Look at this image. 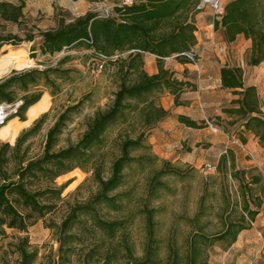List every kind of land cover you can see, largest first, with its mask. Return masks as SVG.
<instances>
[{
	"label": "trees",
	"instance_id": "trees-1",
	"mask_svg": "<svg viewBox=\"0 0 264 264\" xmlns=\"http://www.w3.org/2000/svg\"><path fill=\"white\" fill-rule=\"evenodd\" d=\"M200 2L201 0H132L127 3L120 0L112 13L88 11L73 21L61 20L58 27L41 32L39 49L43 55H54L69 48L89 49L93 55L110 60L116 54H126L125 58L112 60L120 62L118 72L122 81L112 104L105 110L97 111L77 142L56 148L72 113L78 110L83 101L68 106L60 113L48 129L45 149L40 156L29 157V141L42 131L49 112L43 113L32 126L24 129L14 145L10 142L0 144V239L6 235L7 227L26 231L35 219L54 212L68 186L67 182L59 187L33 189L35 184L44 180L54 182L59 176L80 167L92 172L97 190L86 201L70 205L62 222L52 225L59 242V257L64 263L72 261V257L77 255L81 264H118L119 246L112 243L102 253L100 248L103 244L106 245V239L91 246L86 242L87 234L95 237L96 231L100 230L106 238L113 241L126 227L127 219L107 218L102 210L108 208L121 211L131 199V190L120 191L127 183L130 168L138 167L148 171L145 201H150L167 186L163 180L167 175L184 177L182 169L173 165L170 160L161 159L152 152L136 153L150 149L147 142L149 127L170 115L169 110L156 105L149 95L167 89L175 95V102L180 104L181 93L193 86L191 82L179 79L175 70L165 65V59L197 45L198 28L195 18ZM25 7L24 0L20 3L0 0V16L8 21L19 22L24 17ZM215 28L223 31L228 42L235 41L241 34L251 39L250 64L260 65L264 62V0H229L225 3V12L221 20L216 21ZM34 40V34L24 37L0 34V51L6 44L20 45L24 41ZM146 53L157 57V73L150 74L145 69ZM174 58L183 64L191 63L185 56ZM70 60L71 56H65L58 65L14 70L9 76L0 79V104L19 99L24 101L18 112L9 116L6 122L15 117L27 120L29 108L38 103L44 94L43 90L32 91L33 88L44 85L51 89L53 96L59 93L61 84L57 80L72 77L74 69L63 67ZM221 84L238 96L223 111L236 116L244 131L254 134L260 144L264 145V111L257 87L245 84L243 68L228 65L221 68ZM127 112H140L144 128L136 137L128 135L122 138L119 144L120 154L112 161L107 174L104 159L98 154V150L104 145L110 127L120 118L128 119ZM178 119L189 127H202V123L189 116L179 115ZM243 140L247 142L245 137ZM228 160V154H223L221 168L227 165ZM12 161L15 162V168L10 171ZM253 180L260 182L261 178L257 176ZM259 201L261 204V197ZM242 210L239 217L233 219L230 216L219 233L193 234L184 255L176 244L171 243L164 259L161 256L162 240L156 232V215L161 209L146 203L141 209L147 227L145 253L142 256L135 255L132 245L125 237L122 245L126 249V264H210L208 247L217 242L225 247L232 246L240 233L251 227L259 212L250 206L246 196ZM202 213L200 210L197 218ZM89 222L92 227L88 226ZM15 251L19 255L18 264H35L38 259V250L32 248L28 236L20 237Z\"/></svg>",
	"mask_w": 264,
	"mask_h": 264
},
{
	"label": "rangeland",
	"instance_id": "rangeland-1",
	"mask_svg": "<svg viewBox=\"0 0 264 264\" xmlns=\"http://www.w3.org/2000/svg\"><path fill=\"white\" fill-rule=\"evenodd\" d=\"M10 1L21 2V0ZM24 1L26 7L21 21H8L0 16V34H16L22 37L34 34L35 40L24 41L20 45L6 44L3 46L0 51V79L9 76L14 70L58 65V62L65 56H71V60L63 67L74 69L70 79L57 80L61 84V91L54 96L51 89L44 85L32 89V91L43 90V96L49 94L51 97L50 108L37 117L49 112L47 122L42 131L29 141V157H37L45 149L48 129L68 106L83 101L67 122L59 137L57 149L77 142L97 111L105 110L112 104L115 92L122 81V76L118 72L120 62L112 60L125 58L126 54H116L110 60L93 55L89 49L69 48L54 55H43L39 49L42 31L58 27L61 20L73 21L88 11L100 14L112 13L120 0ZM228 1L225 0V3ZM200 35L199 31V38ZM218 41L225 45L223 40L218 39ZM225 47L224 52H218L215 48L209 47V55L220 61L225 60V63H229L228 58L231 56L232 66L239 65L244 69L245 84L257 87L264 111V63L250 64L252 45H247L244 36L240 37L234 47L229 45ZM34 48H37L36 51L33 50ZM34 54L36 57H33ZM145 57L148 64L155 65L157 62L155 55L146 53ZM177 62L179 61L173 56L165 59V65L168 68H173ZM184 73L189 74L188 70ZM196 89L195 84L187 87L180 95V104L175 102L174 106L179 110L187 111V106L191 105V102L199 100ZM168 92L167 89L158 90L151 93L149 98L156 105L169 104L171 95ZM230 97L238 96L233 93V90L224 91L220 98L221 105L231 106ZM221 105L213 103L203 105L208 120L219 127V131H214L207 121H202V127L199 128H189L184 124H174L172 121L169 124L156 122L149 127L147 142L150 149L140 150L136 154L152 152L161 159L170 160L173 165L182 169L184 177L167 175L163 179L167 186L150 201H145L148 171H143L138 167L130 168L127 183L120 191L131 190V199L126 202V206L121 211L108 208L102 210V214L107 218L127 219L126 227L113 241L106 238L100 230L96 231L95 237L87 234V244L92 246L95 242L106 239V245L103 244L100 248L104 253L114 243L120 249L116 262L126 264V249L122 245L126 237L132 245L134 254L142 256L145 253L147 227L141 209L148 203L150 206L161 209L156 215V232L162 240L161 256L166 259L171 243L176 244L184 255L188 251L189 241L193 234L205 232L214 235L223 229L224 222L230 216L233 219L239 217L243 212L246 196L250 201V206L259 210L256 219L252 223L248 219L251 227L243 230L237 242L232 246L225 247L217 242L208 247V260L210 264H264V145L260 144L254 134L245 132L241 121L237 120L236 116L225 113ZM198 107L202 109L200 103ZM220 107L222 113L218 115L216 110ZM127 113V120L120 118L110 127L106 133L104 145L98 150V154L104 159L107 174L112 161L120 154L119 144L122 138L128 135L136 137L138 132L144 128L140 112ZM35 120L8 138L0 136V144L10 142L14 145L20 133L32 126ZM5 123L0 125V129L6 125ZM243 137L247 139V142H244ZM223 154H228L229 160L227 165L221 168L220 161ZM160 166L161 162L158 163V167ZM14 168L15 162L12 161L9 169L13 171ZM257 176L261 178L260 182L253 180ZM67 182L68 186L62 194V199L58 200V207L54 212L43 218L35 219L26 231L6 228V235L0 239V264H18L19 255L15 251L16 244L23 236H28L32 248L38 250V259L35 264H81L77 255L72 257V261L68 263L61 262L57 233L52 225L62 222L70 205L86 201L97 190L92 172L76 167L59 176L54 182L44 180L32 188L59 187ZM259 197L262 198L261 204ZM200 210L203 213L197 218ZM88 226L93 225L89 222Z\"/></svg>",
	"mask_w": 264,
	"mask_h": 264
},
{
	"label": "crops",
	"instance_id": "crops-1",
	"mask_svg": "<svg viewBox=\"0 0 264 264\" xmlns=\"http://www.w3.org/2000/svg\"><path fill=\"white\" fill-rule=\"evenodd\" d=\"M196 25H197V36L198 32L200 31L201 35L200 38L198 36V45L202 44L204 46H207L208 44V37L212 33V11L210 9H205L203 11H199L196 14ZM203 29V30H201ZM221 32V34H219ZM216 35L218 39L223 40L225 45H229L234 47L237 41L240 39L241 36H244L243 34L239 35L237 39L233 42H228L224 36V33L220 29H216ZM204 38V40H202ZM245 42L247 45H252V40L247 39L244 36ZM239 45H237L238 47ZM210 49L207 48L201 57V59L198 61V63H180L177 62L174 64L173 69L176 72V76L179 79H184L192 84L196 85V92L199 94V100L191 102V105L187 106L188 110H179L177 107H175V95L172 94L170 91L168 92L170 97V103L161 105L165 109L170 111V115L163 120L159 121L158 123L161 124H169V122H174V124H184L179 121L178 116L179 115H186L191 117L192 119L196 120L198 123H202V121H206L208 117L206 116L205 109L203 105H211L212 103L214 105L220 106L222 104L220 98L224 91L229 90L227 88H223L221 84V68L225 65L232 66L231 61L232 58H228L229 63H225V60H217L212 58L209 55ZM264 63V62H263ZM239 66V65H238ZM145 69L150 73L154 74L158 72V65L157 62L155 65L148 64V61H146L145 57ZM188 70L189 74H185L184 71ZM231 90V89H230ZM203 99V100H202ZM233 97H230V100H232ZM203 101V103H202ZM189 103V102H188ZM202 105V109H199L198 105ZM222 108L225 107V105H221ZM196 107V108H195ZM217 109L216 113L219 115L221 114V109ZM206 124V122H204ZM185 125V124H184ZM186 127H189L185 125ZM191 128V127H189ZM225 152V151H223ZM222 152V153H223ZM246 230V229H245Z\"/></svg>",
	"mask_w": 264,
	"mask_h": 264
},
{
	"label": "built area",
	"instance_id": "built-area-1",
	"mask_svg": "<svg viewBox=\"0 0 264 264\" xmlns=\"http://www.w3.org/2000/svg\"><path fill=\"white\" fill-rule=\"evenodd\" d=\"M127 3H131L132 0H125ZM210 9L212 11V33L208 37V44L204 46L202 44L194 46L192 49L178 53L174 55L176 56H185L187 57L191 63H198L200 58L203 56L205 50L209 47L215 48L218 52H224L226 50L225 45L221 44L216 36V28L215 24L217 20H221L224 12H225V0H201V2L197 5L198 11H203L205 9ZM115 56V55H114ZM23 99H19L16 102L8 103L3 102L0 104V125H3L9 116L18 112L20 106L23 104ZM207 124L214 131H219V127L214 125L208 119L206 120Z\"/></svg>",
	"mask_w": 264,
	"mask_h": 264
},
{
	"label": "bare ground",
	"instance_id": "bare-ground-1",
	"mask_svg": "<svg viewBox=\"0 0 264 264\" xmlns=\"http://www.w3.org/2000/svg\"><path fill=\"white\" fill-rule=\"evenodd\" d=\"M51 105V97L49 94H45L41 100L31 106L28 110V118L25 121L19 120V118H14L8 121V123L0 129V136L3 138L10 137L14 132L21 130L25 125H29L33 120H35L42 112L48 110Z\"/></svg>",
	"mask_w": 264,
	"mask_h": 264
}]
</instances>
